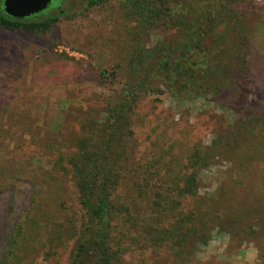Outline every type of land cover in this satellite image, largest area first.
<instances>
[{
  "label": "rangeland",
  "instance_id": "374dc122",
  "mask_svg": "<svg viewBox=\"0 0 264 264\" xmlns=\"http://www.w3.org/2000/svg\"><path fill=\"white\" fill-rule=\"evenodd\" d=\"M253 4L261 10L264 0ZM82 6L83 0L52 1L42 15L66 11L73 17L45 35L0 29V232L14 210L31 208L23 241L27 264L68 262L69 247L47 252L46 240L70 214L73 197L68 176L52 165L57 152L74 151L70 143L84 112L116 99L117 86L102 83L99 70L123 62L129 43L149 48L178 35L166 29L133 40L135 23L122 19L114 0L86 15H80ZM257 18L253 13L247 26ZM240 88L225 106L211 97L178 103L166 94L158 101L139 95L129 158L143 164L157 138L196 144L208 157L198 201L217 216L206 244L193 241L181 261L160 253L143 264H264V71ZM118 264L140 263L126 256Z\"/></svg>",
  "mask_w": 264,
  "mask_h": 264
},
{
  "label": "trees",
  "instance_id": "16d2710c",
  "mask_svg": "<svg viewBox=\"0 0 264 264\" xmlns=\"http://www.w3.org/2000/svg\"><path fill=\"white\" fill-rule=\"evenodd\" d=\"M107 1L83 0L80 15ZM114 1L122 19L135 23L133 40L148 31L175 29L178 35L149 48L129 43L123 62L99 70L102 83L117 86L116 99L86 110L70 143L74 151L55 155L52 168L68 176L73 197L70 214L46 240L47 252L69 247L67 264H118L126 256L143 264L147 255L160 253L181 261L193 241L206 244L217 218L197 197L208 157L196 144L169 137L150 144L153 152L143 164L132 161L128 141L135 107L146 94L155 101L166 94L178 103L207 97L224 106L234 103L241 83L264 71V7L257 9L253 0ZM43 13L12 19L0 0V29L40 36L73 17ZM253 13L258 18L247 26ZM30 210H14L10 224H2L0 264L29 262L23 241Z\"/></svg>",
  "mask_w": 264,
  "mask_h": 264
},
{
  "label": "water",
  "instance_id": "95a60500",
  "mask_svg": "<svg viewBox=\"0 0 264 264\" xmlns=\"http://www.w3.org/2000/svg\"><path fill=\"white\" fill-rule=\"evenodd\" d=\"M53 0H2L3 14L12 19L34 17L48 9Z\"/></svg>",
  "mask_w": 264,
  "mask_h": 264
},
{
  "label": "flooded vegetation",
  "instance_id": "af4514ba",
  "mask_svg": "<svg viewBox=\"0 0 264 264\" xmlns=\"http://www.w3.org/2000/svg\"><path fill=\"white\" fill-rule=\"evenodd\" d=\"M54 1V0H53Z\"/></svg>",
  "mask_w": 264,
  "mask_h": 264
}]
</instances>
